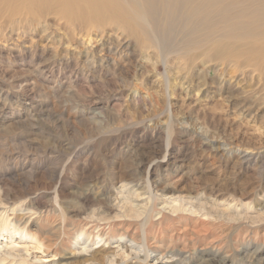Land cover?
<instances>
[{
    "label": "rangeland",
    "instance_id": "374dc122",
    "mask_svg": "<svg viewBox=\"0 0 264 264\" xmlns=\"http://www.w3.org/2000/svg\"><path fill=\"white\" fill-rule=\"evenodd\" d=\"M24 1L0 0V264H264L259 75L158 57L126 36L143 0Z\"/></svg>",
    "mask_w": 264,
    "mask_h": 264
},
{
    "label": "bare ground",
    "instance_id": "6f19581e",
    "mask_svg": "<svg viewBox=\"0 0 264 264\" xmlns=\"http://www.w3.org/2000/svg\"><path fill=\"white\" fill-rule=\"evenodd\" d=\"M19 1L22 2L23 0H19ZM26 1L29 4V7H27V9L29 8L28 14H29V16H32V18H34V19L35 18H42L43 15L46 14L45 13L46 11H50L46 7L39 6V5L44 4L43 2H40L42 0H26ZM26 1H24V3ZM143 1L146 3V13H148V15L150 16V18L148 20L150 22V26H147V27H150V30L152 33H149L147 31H141L142 29L139 31H135V27H133L131 25H127L126 27L128 28V34L123 32L124 35L126 34V36H128V37H133V39H136L137 41L138 40L141 41L140 43L143 46L145 45V46L150 47V48L154 47L156 50L159 49V51L161 53L157 54L158 57L165 56V55H163L164 51L170 49L173 46V44L178 43V46L180 45L181 48L185 47L184 54L187 55L186 60H188V62L190 64L198 61L203 56V57H206L207 59L202 58V61H203V59L204 60L209 59V62H208L209 65L208 66L206 65L207 66L206 68L209 69L210 72L214 69L216 70L219 66H221V68L225 71H232L233 74L238 73L241 76H247V78L251 77L249 73L256 72V74L259 75V80L257 82L260 85L263 83L262 85L264 86V0H143ZM50 4H51V1H50ZM78 4H79V2L77 3L75 1V3H73L72 1H70V4H67V6L74 13V11L79 7ZM11 5H12V3H11ZM21 5H20V7H21ZM64 6H65V4H64ZM129 7H130V5H129ZM62 8H63V6H62ZM141 8H143V6ZM57 9H59V8H57ZM135 10L137 11V5L135 7ZM8 12H9V10L7 11V13ZM64 12H65V9H64ZM128 12H130V11H128ZM66 13H67V11H66ZM131 13H134V12H131ZM93 14H94L93 15L94 21L95 20H96L95 22L101 21L100 24L104 26V24H105L104 20L105 19H103L104 17L102 15V11H100V9L96 8V11H93ZM137 14H139V13H137ZM101 15H102V18H101ZM109 15L111 16V14H109ZM51 16H53V15H51ZM126 17H127V15H126ZM63 18H65V17H63ZM140 18H141V16H140ZM71 19L75 22V19H73V18H71ZM142 19H144V15H143ZM122 23L125 25L126 21H122ZM138 23H139V21H138ZM134 24H135V22H134ZM145 25H148V24L145 23ZM121 28L124 29L125 27H121ZM99 29H101V28H99ZM114 37L116 38V44L118 43L119 48L120 47L122 48L125 46L122 42L123 39H122V35L120 33L115 34ZM152 44H154V45L156 44L157 46L155 47ZM171 44H172V46L167 47V45H171ZM111 47H112V45H111ZM106 49H108V48H106ZM168 53H171V52H168ZM178 63H181V62H178ZM202 69H200V70H202ZM167 72H169V70ZM187 72H188V70H187ZM173 74H174V72H173ZM241 79H243V78H241ZM255 84H257V83H255ZM263 90L264 89H261L259 91H261L264 94ZM122 191H124V190H122ZM128 192H129V190H128ZM124 196L122 195V197H124ZM136 197H138V196H136ZM125 198H126V196H125ZM131 203H134V202H131ZM131 203H130V205H131ZM133 206H135V205H133ZM177 209H178V207H177ZM131 210H133V209H131ZM88 218H90V217H88ZM107 219H109V218H107ZM105 223H107V222H105ZM39 244H42V243H39ZM127 246L123 247V245L121 246L119 244L116 247L114 246L115 249H113V250H114L116 255H120L122 257H123V254L124 255L134 254V252L132 253V250H130ZM3 247L4 246H2L1 249H3ZM82 251L86 252L87 250L83 249ZM14 252L15 251H12L11 249L5 250V254L8 256H14ZM106 258H107V256H106ZM136 258H138V256ZM112 262H114V261H111L110 263H112ZM33 264H35V263H33Z\"/></svg>",
    "mask_w": 264,
    "mask_h": 264
}]
</instances>
